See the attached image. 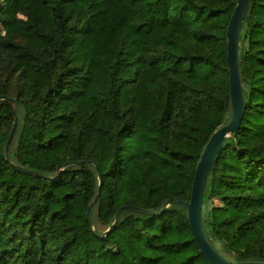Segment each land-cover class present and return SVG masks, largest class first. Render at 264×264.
Listing matches in <instances>:
<instances>
[{
	"label": "trees",
	"instance_id": "obj_1",
	"mask_svg": "<svg viewBox=\"0 0 264 264\" xmlns=\"http://www.w3.org/2000/svg\"><path fill=\"white\" fill-rule=\"evenodd\" d=\"M236 5L0 0V97L15 100L0 101V264H208L174 199L190 200L202 152L231 118ZM239 66L246 111L212 167L202 218L227 259L264 262V0L243 24ZM73 162L85 163L57 176ZM89 162L102 176L95 232ZM169 199L163 215L123 211L100 237L120 207L159 213Z\"/></svg>",
	"mask_w": 264,
	"mask_h": 264
},
{
	"label": "water",
	"instance_id": "obj_2",
	"mask_svg": "<svg viewBox=\"0 0 264 264\" xmlns=\"http://www.w3.org/2000/svg\"><path fill=\"white\" fill-rule=\"evenodd\" d=\"M252 2L253 0H237V5L231 16L227 29V63L229 69V83H230L229 93H230V102H231L230 121L228 124L219 128L211 136L208 143L206 144L195 169V176H194V182L192 186L190 200L183 201L179 198L174 199L177 204L187 209V216L189 220L190 229L201 250V253L204 255L208 264H264V262H232L229 259H227L220 251H218V249L212 244V242L208 238L204 229L203 218H202L203 201L206 191V185L212 167L216 161V158L223 150L225 141L230 137H232L234 133L240 130L242 120L244 118L246 111L245 96H244L243 84H242V78H241V72L239 66V39H240V33L243 28V24L246 20ZM2 100H6L12 105H14L15 103L14 99L7 98L6 96L0 97V101ZM17 125H18V119L15 116L12 133L10 135L6 149V157L8 161H9V150L14 138ZM83 163L85 162H73L66 166H63L58 170L57 176H59L66 167L82 165ZM89 163L95 167L99 180V188H98L97 196L95 200L90 204L87 212V220L92 230L95 232V225L92 219V208L94 207L95 203L98 201L100 197V192L102 188V176L98 166L94 162H89ZM16 168H18L22 172H26L34 176H40L38 173L34 171L27 170L21 167H16ZM172 205H173V199L167 200L159 213H155L152 211H148L130 205L120 207L116 212L112 225L100 237L104 238L117 226L120 220L121 213L123 211L133 210V211L145 213L147 215L158 216L168 212L169 209L172 207Z\"/></svg>",
	"mask_w": 264,
	"mask_h": 264
},
{
	"label": "rangeland",
	"instance_id": "obj_3",
	"mask_svg": "<svg viewBox=\"0 0 264 264\" xmlns=\"http://www.w3.org/2000/svg\"><path fill=\"white\" fill-rule=\"evenodd\" d=\"M1 35H3V33H2V31L0 30V37H1ZM215 214H216L217 219H219V218H220V214H219L217 211L215 212Z\"/></svg>",
	"mask_w": 264,
	"mask_h": 264
}]
</instances>
